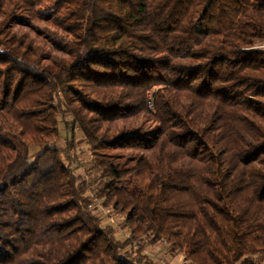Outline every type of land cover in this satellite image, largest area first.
I'll return each instance as SVG.
<instances>
[{
  "label": "trees",
  "instance_id": "16d2710c",
  "mask_svg": "<svg viewBox=\"0 0 264 264\" xmlns=\"http://www.w3.org/2000/svg\"><path fill=\"white\" fill-rule=\"evenodd\" d=\"M263 43L264 0H0V264H264Z\"/></svg>",
  "mask_w": 264,
  "mask_h": 264
},
{
  "label": "rangeland",
  "instance_id": "374dc122",
  "mask_svg": "<svg viewBox=\"0 0 264 264\" xmlns=\"http://www.w3.org/2000/svg\"><path fill=\"white\" fill-rule=\"evenodd\" d=\"M258 48L264 49V43ZM79 147L81 150L83 149V153L81 155V161L84 162L83 173L85 172L87 166H89V158L90 154L86 152L85 142L81 139L79 140ZM98 214L102 217L105 225H112L115 229H117V237L122 240H126L128 236V231L123 227V218L120 215L115 214L111 209H106L103 207L99 208ZM141 246H144V254L155 261L157 264H191L189 261H186L183 255L174 256L169 250V246L165 242H152V241H142ZM138 244V243H137ZM135 244L137 247L138 245ZM138 249V248H136Z\"/></svg>",
  "mask_w": 264,
  "mask_h": 264
}]
</instances>
